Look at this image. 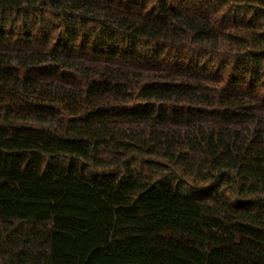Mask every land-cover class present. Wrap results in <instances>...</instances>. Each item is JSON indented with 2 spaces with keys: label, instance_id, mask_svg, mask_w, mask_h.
Instances as JSON below:
<instances>
[{
  "label": "trees",
  "instance_id": "trees-1",
  "mask_svg": "<svg viewBox=\"0 0 264 264\" xmlns=\"http://www.w3.org/2000/svg\"><path fill=\"white\" fill-rule=\"evenodd\" d=\"M0 264H264V0H0Z\"/></svg>",
  "mask_w": 264,
  "mask_h": 264
}]
</instances>
